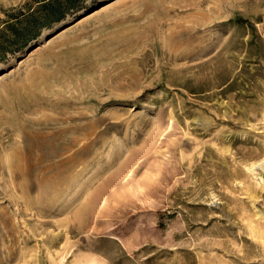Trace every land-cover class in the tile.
<instances>
[{"label":"rangeland","instance_id":"1","mask_svg":"<svg viewBox=\"0 0 264 264\" xmlns=\"http://www.w3.org/2000/svg\"><path fill=\"white\" fill-rule=\"evenodd\" d=\"M0 264H264V0H83L0 59Z\"/></svg>","mask_w":264,"mask_h":264},{"label":"trees","instance_id":"2","mask_svg":"<svg viewBox=\"0 0 264 264\" xmlns=\"http://www.w3.org/2000/svg\"><path fill=\"white\" fill-rule=\"evenodd\" d=\"M83 7V0H25L2 9L0 59L25 48L44 29Z\"/></svg>","mask_w":264,"mask_h":264},{"label":"bare ground","instance_id":"3","mask_svg":"<svg viewBox=\"0 0 264 264\" xmlns=\"http://www.w3.org/2000/svg\"><path fill=\"white\" fill-rule=\"evenodd\" d=\"M261 161V160H260ZM261 164V163H260Z\"/></svg>","mask_w":264,"mask_h":264}]
</instances>
